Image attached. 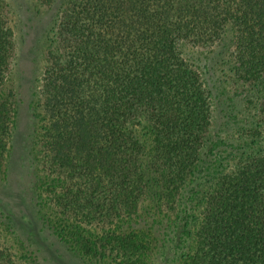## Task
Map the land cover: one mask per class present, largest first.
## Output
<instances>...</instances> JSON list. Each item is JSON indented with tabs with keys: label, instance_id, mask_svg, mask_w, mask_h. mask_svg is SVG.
<instances>
[{
	"label": "trees",
	"instance_id": "1",
	"mask_svg": "<svg viewBox=\"0 0 264 264\" xmlns=\"http://www.w3.org/2000/svg\"><path fill=\"white\" fill-rule=\"evenodd\" d=\"M226 29L264 81V0L63 2L38 91L31 198L87 263L264 264V155L208 137L207 97L178 51L214 46ZM11 51L0 0V83ZM13 126L6 95L0 160ZM11 248L0 264H29Z\"/></svg>",
	"mask_w": 264,
	"mask_h": 264
},
{
	"label": "rangeland",
	"instance_id": "2",
	"mask_svg": "<svg viewBox=\"0 0 264 264\" xmlns=\"http://www.w3.org/2000/svg\"><path fill=\"white\" fill-rule=\"evenodd\" d=\"M65 0H4L12 33L0 97H11L14 126L0 160V248L24 254L29 264H90L60 241L32 204L35 144L40 130L38 91L54 26ZM226 29L210 47L179 44L183 63L197 73L207 97L208 137L237 155H264V81L253 77L235 52ZM134 135L142 137L143 125Z\"/></svg>",
	"mask_w": 264,
	"mask_h": 264
}]
</instances>
